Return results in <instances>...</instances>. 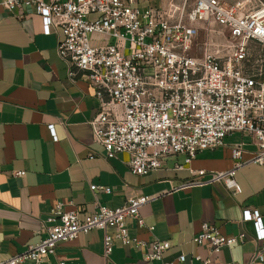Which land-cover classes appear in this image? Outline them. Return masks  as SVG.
I'll use <instances>...</instances> for the list:
<instances>
[{"label":"built area","instance_id":"1","mask_svg":"<svg viewBox=\"0 0 264 264\" xmlns=\"http://www.w3.org/2000/svg\"><path fill=\"white\" fill-rule=\"evenodd\" d=\"M163 1L160 7L152 0H3L2 4L10 12L23 8L20 20L35 11L46 35L60 30L58 52L69 65V76L81 75L94 88L99 106L92 121L93 139L108 159L128 154L130 171L143 177L161 170L165 160L181 155L188 166L198 153L220 148L226 137L242 133L256 147L250 159L244 158L245 144L237 143L232 146L230 170L210 172L207 181L184 184L220 183L238 194L236 172L250 163L264 165V0ZM201 31L207 37L202 45L197 41ZM95 34L111 41L93 46ZM49 130L58 141L54 125ZM91 190L111 192L97 185H91ZM151 200L129 198L118 208L97 204V210L84 219L59 202L51 211L54 224L47 236L24 254L0 264H43L60 242H72L80 233L95 229L104 232L105 259L119 241L145 249L141 264H173L165 260L170 241L146 242L131 236L129 221L137 228L155 230L140 214ZM241 222L253 224L252 237L246 232L224 236L204 222L194 242L209 245L210 253H217L251 238L254 249L249 264H264L260 212L243 209ZM110 228L115 229L114 235L108 232ZM196 260L210 264L201 256ZM179 261L185 262L186 256L181 255Z\"/></svg>","mask_w":264,"mask_h":264},{"label":"crops","instance_id":"2","mask_svg":"<svg viewBox=\"0 0 264 264\" xmlns=\"http://www.w3.org/2000/svg\"><path fill=\"white\" fill-rule=\"evenodd\" d=\"M161 2L152 0L157 7ZM2 3L0 0V262L24 254L47 236L54 224L51 211L59 202L84 219L97 210V204L118 208L129 198L151 197L140 214L155 230L137 228L132 221L128 225L131 236L141 241H170L166 261L202 264L196 260L201 256L210 264H249L254 249L251 238L210 253L209 245L197 246L194 237L204 222L216 226L224 236L240 232L253 236V224L241 222L242 210H258L264 223V165L250 163L236 172L241 187L238 194L220 183L184 184L207 181L210 172L230 170L234 165L232 146L237 143L245 144L244 158L250 159L256 151L252 138L234 133L226 137L224 146L198 153L188 166L181 155L165 160L157 172L134 175L128 154L108 159L104 148L94 142L92 121L99 104L94 88L81 75L69 76V65L58 52L60 30L46 35L35 11L20 20L23 8L10 12ZM110 41L97 34L91 38L93 46ZM49 125H54L58 141L53 140ZM17 171L25 173L18 177ZM201 171L207 174L198 175ZM91 185L111 192L92 191ZM108 232L114 235L115 229ZM103 238L99 229L80 233L72 242H60L43 264L142 263L143 247L124 246L119 241L105 259ZM181 255L186 256L185 262L179 261Z\"/></svg>","mask_w":264,"mask_h":264},{"label":"rangeland","instance_id":"3","mask_svg":"<svg viewBox=\"0 0 264 264\" xmlns=\"http://www.w3.org/2000/svg\"><path fill=\"white\" fill-rule=\"evenodd\" d=\"M164 2V4H167L168 3V0H164L163 1ZM93 19H94V16L92 17ZM214 28H216V29H220L218 26H214ZM207 40V37H206V34H205V32H203V31H201V33H200V35H199V37H198V43L200 44V45H202L205 41ZM197 55H202V50H199V51H197Z\"/></svg>","mask_w":264,"mask_h":264}]
</instances>
